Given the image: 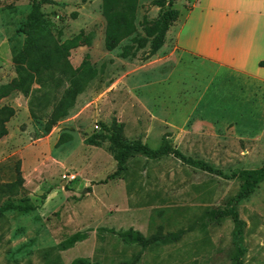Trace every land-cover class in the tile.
I'll return each instance as SVG.
<instances>
[{
    "label": "rangeland",
    "instance_id": "obj_1",
    "mask_svg": "<svg viewBox=\"0 0 264 264\" xmlns=\"http://www.w3.org/2000/svg\"><path fill=\"white\" fill-rule=\"evenodd\" d=\"M52 1L40 3L41 26L59 42L82 33L67 59L74 68L87 61L96 72L67 115L43 134L70 83L53 70L26 95L7 93L3 85L15 76L12 53L25 41L19 27L32 0H0V106L14 112L0 138V205L22 197L33 204L29 212L6 211L0 218V264H71L78 258L97 264H264V180L236 201L240 181L230 176L264 165V80L181 52L174 38L181 30V40L199 50L201 39L215 37L205 29L215 13L197 10L187 20L191 0L164 7L138 0L140 37L143 19L168 8L178 13L156 53L146 57L148 38L122 57L131 42L105 48L101 0ZM248 24L235 22L233 34ZM102 125L152 150L169 143L226 176L172 154L141 153H132L115 173L109 140L99 135ZM92 135L95 144L86 142ZM17 179L20 185L11 186ZM125 230L149 243L122 240L117 232Z\"/></svg>",
    "mask_w": 264,
    "mask_h": 264
},
{
    "label": "trees",
    "instance_id": "obj_2",
    "mask_svg": "<svg viewBox=\"0 0 264 264\" xmlns=\"http://www.w3.org/2000/svg\"><path fill=\"white\" fill-rule=\"evenodd\" d=\"M52 0H32L30 11L26 15V19L21 23L19 31L25 34L26 38L22 47L14 50L12 60L14 65L15 76L13 79L3 85L9 91H18L26 95L33 82L44 73L53 70H59L66 76L69 81V87L64 90L61 98L52 106V110L46 122L44 123L43 134L48 133L52 126L61 118L67 115L68 110L74 104V99L85 87L86 83L95 75V69L87 62H83L78 67H73L67 59L69 49L80 44L78 42L82 33H79L59 42L58 39L51 34L48 29L41 26L42 13L40 11V3H53ZM168 3L171 6V0H153L152 4L164 7ZM138 8V0H101V15L105 21L104 36L105 48L113 50L118 44L126 38L131 43L123 45L120 56L127 57L132 55V47L134 44L145 43L149 40V50L146 57L156 53L163 45L165 34L169 25L176 19L178 11L174 8H168L159 17L153 20L143 19L142 29L145 36L140 37L136 34V26L134 23ZM149 38V39H148ZM259 66H264V60L258 62ZM13 109L8 105L0 106V138L7 133L5 126L6 121L13 115ZM33 116L34 113L31 112ZM36 117V116H35ZM105 133L99 134L100 138L109 140L113 157L116 161L117 168L115 173L122 170L124 163L132 153H141L147 156H158L172 154L179 157L182 161L193 164L207 172L221 176H226L222 171L213 167L211 164L193 159L186 156L179 149L173 147L169 143L161 144L157 149H150L140 140L129 141L121 136L117 127L108 128L102 125ZM98 135V136H99ZM97 135H92L86 139L89 144L98 142ZM15 172L19 174V168L16 166ZM114 173V174H115ZM240 181L239 190L236 194V201L248 197L259 182L264 180V165L258 168L238 169L230 174ZM19 186V179L14 181L11 186ZM33 209V204L26 198L11 199L7 198L0 205V218L6 211L29 212ZM237 230L240 233L242 221L236 214L233 216ZM119 237L129 243H137L145 246L149 240L142 236L138 231L125 230L117 232ZM237 243V242H236ZM71 264H97L78 258ZM232 264H241L240 260L234 261Z\"/></svg>",
    "mask_w": 264,
    "mask_h": 264
},
{
    "label": "crops",
    "instance_id": "obj_3",
    "mask_svg": "<svg viewBox=\"0 0 264 264\" xmlns=\"http://www.w3.org/2000/svg\"><path fill=\"white\" fill-rule=\"evenodd\" d=\"M189 6L187 20L197 10V13H215V22L210 28L204 26L215 37L201 39L199 50H194L190 40L185 38L182 41L181 30H176L174 38L181 52L196 54L220 66L264 80V66L258 65L260 60H264V36L261 33L264 28V0H191ZM241 19H246L249 24L244 32L241 29L240 34L235 35L233 26ZM204 23L207 25L208 22L205 20Z\"/></svg>",
    "mask_w": 264,
    "mask_h": 264
},
{
    "label": "water",
    "instance_id": "obj_4",
    "mask_svg": "<svg viewBox=\"0 0 264 264\" xmlns=\"http://www.w3.org/2000/svg\"><path fill=\"white\" fill-rule=\"evenodd\" d=\"M84 191H87V189H83V191H82V192H84Z\"/></svg>",
    "mask_w": 264,
    "mask_h": 264
},
{
    "label": "built area",
    "instance_id": "obj_5",
    "mask_svg": "<svg viewBox=\"0 0 264 264\" xmlns=\"http://www.w3.org/2000/svg\"><path fill=\"white\" fill-rule=\"evenodd\" d=\"M72 176H73V175H70L69 178L72 177Z\"/></svg>",
    "mask_w": 264,
    "mask_h": 264
}]
</instances>
